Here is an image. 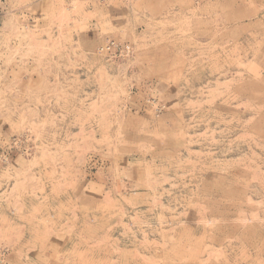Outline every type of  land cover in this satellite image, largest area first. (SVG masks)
Here are the masks:
<instances>
[{"label":"rangeland","instance_id":"1","mask_svg":"<svg viewBox=\"0 0 264 264\" xmlns=\"http://www.w3.org/2000/svg\"><path fill=\"white\" fill-rule=\"evenodd\" d=\"M0 264H264V0H0Z\"/></svg>","mask_w":264,"mask_h":264},{"label":"built area","instance_id":"2","mask_svg":"<svg viewBox=\"0 0 264 264\" xmlns=\"http://www.w3.org/2000/svg\"><path fill=\"white\" fill-rule=\"evenodd\" d=\"M113 49V48H116V49H120L121 52H126L128 50V46L124 45V46H120V45H117L115 42H112L110 43V46L106 47L105 50H110V49Z\"/></svg>","mask_w":264,"mask_h":264}]
</instances>
